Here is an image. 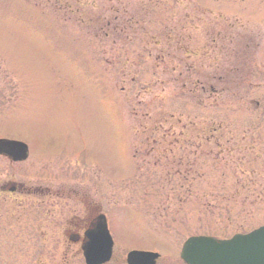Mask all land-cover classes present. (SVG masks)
<instances>
[{
  "label": "rangeland",
  "instance_id": "rangeland-1",
  "mask_svg": "<svg viewBox=\"0 0 264 264\" xmlns=\"http://www.w3.org/2000/svg\"><path fill=\"white\" fill-rule=\"evenodd\" d=\"M1 138L29 157H0V183L101 204L109 264L264 225V0H0Z\"/></svg>",
  "mask_w": 264,
  "mask_h": 264
},
{
  "label": "flooded vegetation",
  "instance_id": "flooded-vegetation-1",
  "mask_svg": "<svg viewBox=\"0 0 264 264\" xmlns=\"http://www.w3.org/2000/svg\"><path fill=\"white\" fill-rule=\"evenodd\" d=\"M36 182L35 185L11 181L0 183V221H4L7 232L2 238L6 253L3 263L37 264L38 255L47 253L62 254L57 264H66V254L82 253L85 232L96 217L103 215L109 230L108 214L100 203L92 201L83 185V188H76L68 182L69 185L65 182L55 186ZM8 195L16 197L7 199ZM38 206L46 207L40 209ZM114 247L113 241L112 256L106 264L113 259ZM20 249L18 254H25V258L12 255Z\"/></svg>",
  "mask_w": 264,
  "mask_h": 264
},
{
  "label": "water",
  "instance_id": "water-1",
  "mask_svg": "<svg viewBox=\"0 0 264 264\" xmlns=\"http://www.w3.org/2000/svg\"><path fill=\"white\" fill-rule=\"evenodd\" d=\"M0 155L12 162H22L28 156L25 144L0 139ZM112 240L103 215L90 223L82 242L85 264H105L111 257ZM158 255L131 251L126 264H155ZM185 264H264V226L246 234H236L220 240L207 236H192L185 240L179 253Z\"/></svg>",
  "mask_w": 264,
  "mask_h": 264
},
{
  "label": "trees",
  "instance_id": "trees-1",
  "mask_svg": "<svg viewBox=\"0 0 264 264\" xmlns=\"http://www.w3.org/2000/svg\"><path fill=\"white\" fill-rule=\"evenodd\" d=\"M208 129H204L203 132L205 133V131H207ZM208 132H206L205 134H207Z\"/></svg>",
  "mask_w": 264,
  "mask_h": 264
}]
</instances>
